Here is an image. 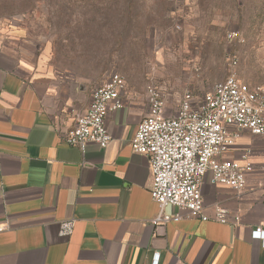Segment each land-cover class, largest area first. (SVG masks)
<instances>
[{
	"label": "crops",
	"instance_id": "crops-1",
	"mask_svg": "<svg viewBox=\"0 0 264 264\" xmlns=\"http://www.w3.org/2000/svg\"><path fill=\"white\" fill-rule=\"evenodd\" d=\"M97 83L53 68L0 35V264H264V246L252 230L264 227V170L248 174L241 192L201 186L207 211L216 205L238 223L182 219L155 224L149 156L130 142L148 111L144 94L127 89L110 112L112 140L86 152L64 141L85 112ZM264 164V134L244 131L224 156ZM168 213L177 208L168 206ZM73 220L65 235L62 223Z\"/></svg>",
	"mask_w": 264,
	"mask_h": 264
},
{
	"label": "rangeland",
	"instance_id": "rangeland-1",
	"mask_svg": "<svg viewBox=\"0 0 264 264\" xmlns=\"http://www.w3.org/2000/svg\"><path fill=\"white\" fill-rule=\"evenodd\" d=\"M0 35L79 80L119 73L146 99L154 84L169 114L233 69L264 84V0H0Z\"/></svg>",
	"mask_w": 264,
	"mask_h": 264
},
{
	"label": "built area",
	"instance_id": "built-area-1",
	"mask_svg": "<svg viewBox=\"0 0 264 264\" xmlns=\"http://www.w3.org/2000/svg\"><path fill=\"white\" fill-rule=\"evenodd\" d=\"M237 31L230 39L240 38ZM233 60V67L237 64ZM126 80L112 73L97 85L87 110L75 119L74 127L65 133L64 141L86 152L90 142L107 147L112 134L107 126L110 112L123 106ZM148 111L140 121L130 145L134 152L149 156L153 177L152 198L159 205L154 223L166 224L182 219L215 220L238 223L240 217L216 205L210 214L204 203L201 186L210 173L212 184H224L242 191L248 183V174L264 170V164L250 160L247 150L244 161L224 155L234 148L244 131L264 134V84L242 80L235 69L222 81L215 82L201 98L186 92L173 114L168 113L167 100L156 85L147 88ZM177 208L168 213L166 208ZM74 221L62 223V233L73 230ZM8 227L0 223V231ZM252 237L264 246V227L252 230ZM156 254L153 264H158Z\"/></svg>",
	"mask_w": 264,
	"mask_h": 264
}]
</instances>
